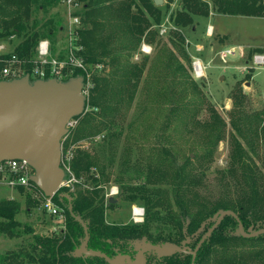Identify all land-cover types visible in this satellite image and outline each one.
Masks as SVG:
<instances>
[{"label":"trees","instance_id":"1","mask_svg":"<svg viewBox=\"0 0 264 264\" xmlns=\"http://www.w3.org/2000/svg\"><path fill=\"white\" fill-rule=\"evenodd\" d=\"M61 1L0 0V40L16 37L19 42L12 53L20 59H32L38 41L51 39L55 30L59 32L61 29V24H54L53 16L41 24L37 22L36 17L38 14L47 16L53 9L62 8ZM78 1L82 4L79 11L83 23L80 43L84 47L82 56L85 64H101L102 67H109V70L105 73L102 69L92 75L90 107L97 109L98 117L86 114L76 118L78 124L73 130H68L63 142V151L79 141L101 134L105 129L108 133L106 139L101 141L103 144L91 152L72 148L75 151H71L69 166L77 180L74 183V191L68 193L66 189L59 188L51 197L52 203L64 216L63 223L59 224L61 226L57 230L35 234L29 226L15 220L19 211V205L15 201L0 202V220L3 221L0 222V235L13 238L19 236L20 230L32 235L27 244L20 243L15 250L0 255V264H105L99 258L73 256V251L83 239V229L70 216L67 209L69 204L60 196L65 193L72 198V213L86 225L87 248L108 255H113L115 249L124 247L125 242L141 238L153 243L160 240L178 243L183 238V231L190 236L193 248L201 236V232L196 234L197 230L203 223L204 231L208 229L212 225L209 220L219 210L235 213L244 228L250 225L255 230L264 228V170L257 166L249 155V151L255 153L260 143L263 142L264 145V118H261L258 112L248 109L240 84L230 96L232 108L229 116L233 132L229 135L227 166L215 170L217 192L206 189L203 182L205 172L198 173L195 167L189 166L190 156L186 157L184 163L177 164L174 155L161 144L157 149L155 161L145 164V171L144 168L143 172L141 169V173H144L142 183L132 185L114 180L119 184V195L123 201L128 204L137 203L143 208V221L125 225L105 222L104 215L109 200L104 198L103 186L110 179V171L107 169L111 165L112 151L104 148L109 146L108 148L113 149L115 146L112 139L118 138L122 132L117 115L123 104L133 101L135 90L145 70V62L129 60L131 50L139 47L142 41L148 44L154 41L157 29L152 27L161 21V8L155 6L152 0ZM172 1L174 0H167L165 6L168 7ZM177 2V8L169 18L175 28L184 29L191 26L194 18H206L210 12L227 16H264V0ZM85 22L91 23L90 29L85 27ZM183 40L180 33L172 32L168 41L175 48L176 43H183ZM159 43L156 46H159ZM51 44L54 50L55 42L51 41ZM159 47L162 52L163 48ZM164 55L165 60L160 61V66L166 72L160 76L161 80L166 82L167 89L165 92L160 91V95L165 94L169 108L160 130L166 127L173 114L176 115L180 126L185 127L199 104L196 100L192 101V96L200 98L197 84L191 80L188 73L183 72L175 56L173 59L171 52ZM181 55L187 58L183 50ZM251 57L252 55L248 62ZM30 69V64H26L24 73L31 75ZM77 75L83 76V73L74 71L72 74ZM247 76L250 77V74ZM208 109L210 120L194 122V125L205 131L204 144L211 146L222 139L225 132L224 122L219 115L211 107ZM210 150L207 149L203 157L209 159ZM260 160L264 166V157ZM123 162L128 163L126 159ZM163 183L165 186H162ZM17 190L25 196L27 208L37 205L38 200L32 194L39 197L40 203L45 198L35 186L29 191L23 188ZM236 226L237 223L232 217L225 216L201 245L194 264H264V248L260 246L251 250L246 246V243L250 247L264 243V234L254 238H242L232 234ZM236 247L243 249L236 250ZM164 261L168 262L167 264H190V257L176 254L165 258Z\"/></svg>","mask_w":264,"mask_h":264},{"label":"rangeland","instance_id":"2","mask_svg":"<svg viewBox=\"0 0 264 264\" xmlns=\"http://www.w3.org/2000/svg\"><path fill=\"white\" fill-rule=\"evenodd\" d=\"M177 1H172L166 7L167 0H163V3L159 6L161 8V21L157 26L153 25L154 27H152V29H157L154 41L149 44L142 41L139 47L137 46L136 49L132 48L131 50L129 60L137 63L145 62V70L135 90L133 101L129 104H123L117 115V122L122 125L119 127L122 132L118 138L112 139L115 146L113 149L108 148L109 146L104 148L109 152L112 151L111 165L107 169V171H110L108 172L110 179L103 186L105 200L109 198L115 200L113 203L106 204L108 209L105 211L104 220L109 224H139L132 221L131 211L132 208L142 207L137 203L128 204L123 201L119 195V184L114 180L132 185L142 183L144 173H141V169L142 172L143 168L145 171V164L155 161L157 149L161 144H164L170 150L177 164L184 163L186 157L190 156L189 166L195 167L198 173L205 172L203 182L206 189L213 193L217 192L215 170L226 167L229 159V135L231 131L233 132L229 116V111L232 108L230 96L238 84H240L242 92L246 96L248 109L258 112L262 116L261 118H264V67L252 68L248 62V58L255 52L264 51V16H227L210 12L206 18H194L191 26L184 29L175 28L169 18L177 8ZM50 16H53L54 24H61V29L59 32L55 30L53 37L48 40L50 43L53 41L56 46H59L58 43L61 44L63 28L66 23L65 9L57 7L47 16L38 14L36 20L41 24ZM84 25L87 29L91 28L90 22H85ZM209 25H211V28H209ZM161 29L164 30L162 35L159 34ZM172 32L180 33L184 38L183 43H176L177 47L175 48L168 41ZM18 42L16 37L0 40V43L6 45L10 52L13 51ZM158 42H160L159 46L163 48L162 52L160 47L156 46ZM142 44L150 47V53L145 54L140 51ZM182 50L187 58L181 55ZM170 52L173 54V59L175 56L177 62L181 64L183 72L188 73L191 80L197 84L198 97L200 98L192 96V101L196 100L199 104L195 109L194 116L189 118L185 127L180 126L176 115L173 114L166 123V127L160 130L169 108L165 94L160 95V91L165 92L167 89L165 87L166 82L161 80L160 74L162 75L166 71L160 66V61L165 60L166 55L164 54H170ZM220 52H225L223 61L218 59L217 54ZM195 59L204 67L202 75H196L193 70ZM105 60L107 61V58ZM103 69L106 73L109 67L104 66ZM249 74L250 77L247 76ZM31 78L35 79L33 75H31ZM209 107L224 122L225 133L224 137L218 142L206 146L204 144L205 131L195 126L194 122L209 121L211 117ZM97 112L96 108L90 107L89 98L87 110H84L78 117L86 114L98 117ZM76 118L70 121L71 125L68 130H73L77 126L78 119ZM107 133L108 131L105 129L101 134L79 141L63 151L65 135L61 140V157L72 148L91 152L98 145L103 144L102 142L106 139ZM241 142L243 144V141ZM262 143L258 145L255 153L249 151V155L257 166L264 170L260 160L264 157V145ZM207 149H211L209 159L203 157ZM107 159L108 157L105 158V160ZM124 159L128 163L125 164ZM162 186H165V183ZM111 190H116V193L110 194ZM23 193L25 194L26 191ZM32 195L38 200L37 205L27 208L25 196L20 194L19 190L0 186V202L10 200L19 205L18 214L15 216L17 222L29 226L35 234L42 231L45 233V231L57 230L61 226L59 225L60 222L52 219L50 215L43 214L40 209L39 197ZM0 222L3 221L0 220ZM18 234L19 236L13 238L0 235V255L13 251L18 244H27L32 239L31 234L22 233L21 230ZM135 242H138V240ZM246 246L254 250L260 248V246L264 248V243L255 244L251 247L246 243ZM241 248L238 247L239 250Z\"/></svg>","mask_w":264,"mask_h":264},{"label":"water","instance_id":"3","mask_svg":"<svg viewBox=\"0 0 264 264\" xmlns=\"http://www.w3.org/2000/svg\"><path fill=\"white\" fill-rule=\"evenodd\" d=\"M160 6L162 0H152ZM83 77L80 75L66 80L56 78L32 79L29 74L9 80H0V162L5 160L25 161L33 173L30 182L45 198H51L60 188L65 173L60 165L61 140L68 133L69 122L80 116L85 108V96L82 93ZM68 202V212L83 229V239L73 251L74 257H98L107 264H143L142 252L151 251L158 257L174 253H189L190 264H194L195 255L207 237L219 225L225 216L232 217L237 223V234L245 238H254L264 234V228L252 231V226L244 232L237 215L229 210H219L211 218L213 224L201 236L193 250L171 243L152 245L141 241L134 260L127 255L117 254L113 258L87 248L88 233L85 223L72 213L68 193L60 194ZM109 203L115 200L109 198ZM204 223L197 233L204 227ZM187 240L182 242V245ZM126 260V261H125Z\"/></svg>","mask_w":264,"mask_h":264},{"label":"built area","instance_id":"4","mask_svg":"<svg viewBox=\"0 0 264 264\" xmlns=\"http://www.w3.org/2000/svg\"><path fill=\"white\" fill-rule=\"evenodd\" d=\"M62 8L65 9L66 23L63 28V39L59 46L55 45V50L52 49L51 43L48 39H41L38 41L35 49V55L32 59H20L14 53L10 52L6 45L0 43V80H9L12 78L24 75V66L30 64V72L34 78L47 79L56 78L59 80L68 79L72 77L74 71L83 73V87L82 93L85 96V108L89 102L90 94L93 88L92 75L95 72H100L103 67L101 64L94 66H87L82 56L84 47L80 43L81 19L79 11L81 9V2L78 0H62ZM164 30H159L162 35ZM142 53H150V47L146 44L140 46ZM228 53V52H227ZM218 59L223 61L225 52H220ZM250 66L264 67V52L255 53L252 55ZM193 70L196 75H202L204 67L195 59L193 61ZM30 75V77H31ZM70 122L67 128L70 126ZM72 149H69L67 154L61 157L60 165L65 173L60 188H64L68 193H73L74 183L77 180L73 177L69 160L72 156ZM33 173L32 169L25 161L22 160H5L0 162V186L17 190L23 188L24 190H31L34 185L30 182L29 177ZM116 193V190H111L110 194ZM40 209L45 214L52 216L61 224L64 216L61 210L55 206L51 198H43ZM142 208H132L131 219L134 223H141L143 221Z\"/></svg>","mask_w":264,"mask_h":264},{"label":"flooded vegetation","instance_id":"5","mask_svg":"<svg viewBox=\"0 0 264 264\" xmlns=\"http://www.w3.org/2000/svg\"><path fill=\"white\" fill-rule=\"evenodd\" d=\"M209 221H211L212 222V224H213V221L210 219ZM205 226V225H204ZM243 226V225H242ZM250 226H252V225H250ZM250 226H248V227H243V230H244V232H247V229L250 227ZM208 229H206L205 231H204V227H203V229L201 230V231H199L198 233L196 232V234H199L200 232H201V236L207 231ZM255 229L253 228V226H252V231H254ZM236 231H237V226H236V228L235 229H233L232 230V234H234V235H236V236H239V237H242V236H240V234H237L236 233ZM201 236H200V238H201ZM190 236H188V235H186L185 233H184V231H183V238L178 242V243H174V242H165V241H159V242H157V243H153L152 241H148L147 239H145V238H141V239H139L138 240V242H135V241H127V242H125V244H124V247H122V248H120V249H115L114 251H115V253L113 254V255H108V254H106V253H103V254H105L107 257H109V258H113L114 256H116L117 254H121V255H127V256H129L130 257V259L131 260H134L135 259V257H136V253H137V251H134V247L136 246L137 248L138 247H140V249H138V252L141 250V241L144 239L145 240V242H147V243H150V244H152V245H162V244H164V243H171V244H174V245H177V246H179V247H187L189 250H193L194 248H195V246L192 248L191 247V239L189 238ZM242 238H245V237H242ZM187 240V243H185L184 245H182V242H184V241H186ZM199 241V240H198ZM198 241H197V243H198ZM196 243V244H197ZM201 247V246H200ZM200 249V248H199ZM198 249V250H199ZM91 250V249H90ZM236 250H238V247H236ZM95 251V250H94ZM198 252V251H197ZM176 254H181L182 256H189L190 257V262H191V255L189 254V253H174V254H171V255H169V256H162V257H158L156 254H154L153 252H151V251H144V252H142V256H143V259H144V263L143 264H167L168 262H166V261H164V259L165 258H170V257H172V256H174V255H176ZM196 255H197V253H196ZM196 255H195V258H196ZM80 257H84V256H80ZM89 258H91V257H89ZM92 258H98V257H92ZM99 259H102V258H99ZM103 261H104V263L105 264H107L106 262H105V260L104 259H102ZM126 261V260H125ZM194 263H195V260H194Z\"/></svg>","mask_w":264,"mask_h":264},{"label":"crops","instance_id":"6","mask_svg":"<svg viewBox=\"0 0 264 264\" xmlns=\"http://www.w3.org/2000/svg\"><path fill=\"white\" fill-rule=\"evenodd\" d=\"M162 3H163V0H162ZM208 26V25H207ZM209 28H211V25H209Z\"/></svg>","mask_w":264,"mask_h":264}]
</instances>
